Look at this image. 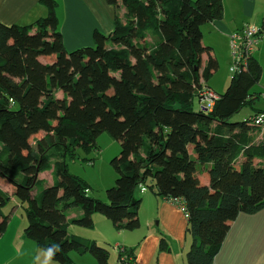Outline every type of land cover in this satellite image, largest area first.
<instances>
[{"label":"trees","instance_id":"16d2710c","mask_svg":"<svg viewBox=\"0 0 264 264\" xmlns=\"http://www.w3.org/2000/svg\"><path fill=\"white\" fill-rule=\"evenodd\" d=\"M105 2L115 10L112 32H94L92 47L72 52L58 32L54 0H41L47 15L32 25L0 24V179L25 211V238L41 251L58 245V264H73L71 252L108 264L107 250L68 227L93 229L101 214L118 232L137 229L134 194L147 181L155 197L186 215V264H213L231 223L264 210V128L254 125L264 110L250 93L261 66L252 55L211 109L196 112L194 98L217 68L201 28L222 19V0ZM244 107L253 110L249 118L232 121ZM104 132L121 142L107 204L88 197L89 186L67 164L77 150H95ZM44 172L51 185L39 178ZM9 203L0 189V235ZM73 208L82 215L67 221ZM158 248L169 251L166 237ZM122 249L118 260L135 264L133 250Z\"/></svg>","mask_w":264,"mask_h":264},{"label":"crops","instance_id":"0c3cea01","mask_svg":"<svg viewBox=\"0 0 264 264\" xmlns=\"http://www.w3.org/2000/svg\"><path fill=\"white\" fill-rule=\"evenodd\" d=\"M54 1L58 32L67 52L92 47L94 45V32L104 35L112 32L115 10L105 0ZM246 1L249 2V0ZM46 15L47 10L41 0H0V24L4 26L23 27L32 25L37 20L45 18ZM243 19H228L227 11L224 10L221 20L202 26V45L211 48L212 51H217L222 46L229 48L230 35L243 26L249 25V23L243 22ZM251 19L252 17L249 18V20ZM253 57H255L254 54ZM47 59L48 61H42L53 60L52 57ZM206 60L207 56L203 55L201 58L202 66ZM205 87L215 93L209 86L206 85ZM57 97L61 98L62 94L58 93ZM44 173L51 175V172ZM44 173L39 175L40 179H43ZM46 183L51 185L52 177ZM0 189L10 196V203L17 204L12 185L0 179ZM152 200L158 209L160 226L169 242V251L171 250L173 253V256L161 254L163 256L161 263L178 264L180 259L182 264H186L185 255L190 248V241L186 240L185 236L187 219L183 209L175 202L164 201L157 197H153ZM71 210L65 214L67 221L82 215L79 210ZM25 227V221H15L13 216L8 217L6 230L0 235V264H44V252L39 250L32 241L25 238ZM77 228L71 224L68 227V234L83 238L82 231ZM156 243L157 237L154 234L148 243L145 242L141 247L143 248L141 253L148 258V264L156 254ZM135 259V264H137V256ZM51 264L57 263L51 261ZM213 264H264V210L254 215L240 214L231 223Z\"/></svg>","mask_w":264,"mask_h":264},{"label":"rangeland","instance_id":"374dc122","mask_svg":"<svg viewBox=\"0 0 264 264\" xmlns=\"http://www.w3.org/2000/svg\"><path fill=\"white\" fill-rule=\"evenodd\" d=\"M222 5L223 12L224 10L227 11L228 19L244 18L243 22H247L249 25L255 26L260 31L264 32V0H249L248 3L246 0H222ZM250 17H252L251 20H249ZM243 28L244 26L234 33H238V31H241ZM212 53L217 61V68L212 72L206 85L209 86L216 95H222L226 91L231 76L233 75L230 72V68L234 63L233 52L229 43V48L222 46L218 48L217 51H212ZM253 54L261 66L262 74L259 83L251 89L250 93L258 96L254 108L257 110H264V34L259 37L258 44L255 46ZM43 60L48 61L47 58ZM193 108L196 112L200 110V104L197 97L194 98ZM252 111L253 110L250 107H244L232 118V121L246 120L249 118ZM43 135V133L38 134L32 138L31 144L33 147L35 146L34 142L37 139H41ZM96 144L97 148L89 152L84 153L81 149L77 150L76 159L67 162L68 172L86 182L89 186V189L87 190L88 197L107 204L105 191L114 187L118 178L117 172L110 163L113 158L119 156L121 142L112 139L108 133L104 132L98 136ZM43 180L50 181V173H44ZM151 185V181H147L146 184L139 185L135 190L134 197L141 200L138 212L139 227L137 229L133 231L118 232L114 229L112 223L101 214H95L93 216V229L88 230L81 227L77 228L82 231L83 238L88 239L89 241L95 240L100 247L107 250L108 264H123L118 260L119 252L115 249L117 246L125 248L126 250L132 249L135 258L137 256V264H148V258L141 253L143 250L141 247L145 242L148 243L150 237L154 234L157 237L156 250L158 252L155 251L156 254H154L149 264H162L161 261L163 256H161V254L173 256L171 250L166 252L165 249L158 248L160 239L164 238L166 234H164V231L160 226L158 209L152 202V199L155 196L150 187ZM14 199L16 198L14 197ZM74 210L82 212L80 208H73L71 211ZM1 211L6 217L13 216L15 221L23 220L26 222L25 211L18 202L17 204L9 203L2 208ZM69 257L73 264H98L95 258L89 253L81 256L75 252H71ZM178 264H182L180 259L178 260Z\"/></svg>","mask_w":264,"mask_h":264},{"label":"built area","instance_id":"2783aa9c","mask_svg":"<svg viewBox=\"0 0 264 264\" xmlns=\"http://www.w3.org/2000/svg\"><path fill=\"white\" fill-rule=\"evenodd\" d=\"M260 37V30L252 25H245L241 31L234 33L230 36V46L233 52V65L230 68V72L235 74L241 70L247 68L249 59L252 57L254 48L258 44ZM200 108L203 110H210L213 102L217 99V95L207 88H203L198 93ZM254 125L264 128V115H259ZM115 249L123 253L121 247H115Z\"/></svg>","mask_w":264,"mask_h":264},{"label":"clouds","instance_id":"9594fccd","mask_svg":"<svg viewBox=\"0 0 264 264\" xmlns=\"http://www.w3.org/2000/svg\"><path fill=\"white\" fill-rule=\"evenodd\" d=\"M58 250H59L58 245H53V246L48 247L45 250H42L44 251V256H45L44 264H51V261Z\"/></svg>","mask_w":264,"mask_h":264}]
</instances>
